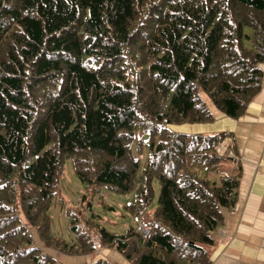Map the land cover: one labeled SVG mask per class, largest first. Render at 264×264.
I'll return each instance as SVG.
<instances>
[{
    "label": "trees",
    "instance_id": "trees-1",
    "mask_svg": "<svg viewBox=\"0 0 264 264\" xmlns=\"http://www.w3.org/2000/svg\"><path fill=\"white\" fill-rule=\"evenodd\" d=\"M263 62L264 0H0V264H64L31 229L67 255L211 264L239 170L222 169L225 133L172 126L239 117ZM67 162L82 187L71 242L50 214ZM103 191L131 195L146 230L108 229Z\"/></svg>",
    "mask_w": 264,
    "mask_h": 264
},
{
    "label": "crops",
    "instance_id": "crops-1",
    "mask_svg": "<svg viewBox=\"0 0 264 264\" xmlns=\"http://www.w3.org/2000/svg\"><path fill=\"white\" fill-rule=\"evenodd\" d=\"M261 70L260 90L239 117L216 112L209 123L172 126L184 133H225L222 141L239 170L238 200L211 232V264H264V62Z\"/></svg>",
    "mask_w": 264,
    "mask_h": 264
},
{
    "label": "rangeland",
    "instance_id": "rangeland-1",
    "mask_svg": "<svg viewBox=\"0 0 264 264\" xmlns=\"http://www.w3.org/2000/svg\"><path fill=\"white\" fill-rule=\"evenodd\" d=\"M227 145L228 142L226 140L222 141L218 153L226 158L222 165L224 173L232 171L231 174H234L236 168L235 157L234 154L230 152V149L227 148ZM145 156L146 152L144 148L143 153L140 155L142 165H144ZM81 192V184L77 177L73 174L70 163L67 162L64 166V173L61 178L60 189L55 194L53 205L50 209V214L52 217L51 229L53 233L65 239L67 242H71L73 240V234L68 228V218L65 214V211L68 206H70V204H77L78 200L80 199ZM102 196L104 203L110 205L113 210L104 211L95 205L94 212L102 217L101 220L103 221L101 222H103V224H105L108 229L121 232L127 226L132 225L144 232L145 229L138 222V219L133 218L123 209V206L126 204V202L131 200V195L120 196L113 192L103 191ZM154 202L155 198L153 199L152 204ZM31 233L34 237L35 245L40 247L44 253L50 254L59 263H90L92 260H94L96 255V257L107 259L113 264H131L115 250L105 247L99 248L97 251H95V254L92 255H67L52 248H44L41 242L37 239L33 229H31Z\"/></svg>",
    "mask_w": 264,
    "mask_h": 264
},
{
    "label": "built area",
    "instance_id": "built-area-1",
    "mask_svg": "<svg viewBox=\"0 0 264 264\" xmlns=\"http://www.w3.org/2000/svg\"><path fill=\"white\" fill-rule=\"evenodd\" d=\"M220 144H221V143H220ZM220 144L218 145V147H216V151H217V152H219L218 150H219V148H220ZM142 227H143V226H142ZM143 228H144V227H143ZM144 229H145V228H144ZM145 230H146V229H145ZM145 230H144V231H145Z\"/></svg>",
    "mask_w": 264,
    "mask_h": 264
}]
</instances>
